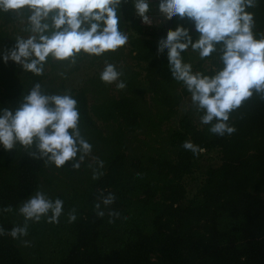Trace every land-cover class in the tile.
I'll return each instance as SVG.
<instances>
[{
  "label": "trees",
  "instance_id": "obj_1",
  "mask_svg": "<svg viewBox=\"0 0 264 264\" xmlns=\"http://www.w3.org/2000/svg\"><path fill=\"white\" fill-rule=\"evenodd\" d=\"M158 2L150 0L153 22L145 25L133 0H122L118 15L128 36L125 46L99 57L81 54L71 68L50 59L41 76L4 61L18 31L28 33L12 12H0V109L15 110L36 82L48 94L63 93L70 75L95 68L70 90L81 134L92 145L78 170L71 161L61 168L45 166L29 155L34 148L0 146V209L13 208L0 211V227L7 232L22 226L18 208L37 190L64 202L58 224L42 218L29 222L25 237L0 236V264H264V100L254 94L230 114L233 134L211 133L190 93L173 79L167 49L157 54L158 41L177 25L189 29L193 41L199 34L186 17L162 23ZM248 11L259 39L264 0ZM181 55L194 72L212 75L222 67L216 53L203 60L191 49ZM105 61L123 70L124 89L101 81ZM187 140L204 152L194 156L183 149ZM94 158L104 161L97 180L89 167H96ZM100 190L116 196L112 205L101 204L103 218L94 212ZM73 208L77 220L68 223ZM110 210L120 213L114 223Z\"/></svg>",
  "mask_w": 264,
  "mask_h": 264
},
{
  "label": "clouds",
  "instance_id": "obj_2",
  "mask_svg": "<svg viewBox=\"0 0 264 264\" xmlns=\"http://www.w3.org/2000/svg\"><path fill=\"white\" fill-rule=\"evenodd\" d=\"M121 3L122 0H0V12H12L21 19L25 25L23 31L28 33L27 37H15L14 47L3 59L41 76L50 59L71 68L81 54L99 57L106 52H116L128 42L126 32L120 30ZM257 3L258 0H159L157 4L162 23L173 17H186L194 23L199 34L195 41L189 29L177 25L158 41L157 54L167 49L173 79L182 82L190 93L192 106L203 113L200 122L210 125L209 131L217 136L236 131L228 123L230 114L254 94L264 100V35L256 38L254 14L248 11ZM133 5L136 15L150 24V0H133ZM189 49L197 52L202 60L218 54L222 67L214 68L212 75L194 72L192 64L184 62L181 55ZM123 75L122 69L117 70L115 65L105 61L100 79L105 84L116 83L122 90L126 87L120 80ZM77 104L70 90L66 89L64 94H48L39 82L34 83L15 110L0 109V145L5 150L17 144L25 150L34 148L29 155L43 160L45 166L61 168L71 161L72 168L78 170L91 154L92 145L81 134ZM182 147L194 156L204 152L190 140L183 142ZM94 159L96 167L91 164L89 167L92 179L97 180L104 175L100 171L104 161ZM97 200L94 212L98 218H103L105 212L101 204L112 205L116 196L114 193L104 195L100 190ZM63 203L37 190L18 208V213L24 217L23 225L7 232L0 227V236L25 237L29 222H39L42 218H46L47 223L58 224ZM0 211L11 213L13 208L6 206ZM108 215L109 223H114L120 213L110 210ZM76 220L77 212L73 208L67 214V222ZM22 243L30 245L27 240Z\"/></svg>",
  "mask_w": 264,
  "mask_h": 264
},
{
  "label": "rangeland",
  "instance_id": "obj_3",
  "mask_svg": "<svg viewBox=\"0 0 264 264\" xmlns=\"http://www.w3.org/2000/svg\"><path fill=\"white\" fill-rule=\"evenodd\" d=\"M149 22L150 24L153 22V19L152 17H149ZM145 25H150L149 23H145ZM23 25V22L20 20L18 23H17V26H22ZM22 37H27L28 34H22V32L19 30L18 31ZM95 71V68L93 67H87V66H84L82 67L79 71H77L76 73H74L73 75H70L68 80L66 81V89L67 90H71L73 88H77L79 86L80 83H82V81L84 80V78L88 75H91L93 74ZM65 91H63V93H56V94H64ZM2 146V145H0ZM214 155V153H213ZM190 180V179H188ZM187 180V192L189 194V196L193 193V188H194V180L191 179V181H188Z\"/></svg>",
  "mask_w": 264,
  "mask_h": 264
}]
</instances>
